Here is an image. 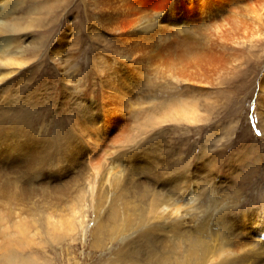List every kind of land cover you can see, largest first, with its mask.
Returning a JSON list of instances; mask_svg holds the SVG:
<instances>
[{"label": "rangeland", "instance_id": "1", "mask_svg": "<svg viewBox=\"0 0 264 264\" xmlns=\"http://www.w3.org/2000/svg\"><path fill=\"white\" fill-rule=\"evenodd\" d=\"M14 1L0 22L19 43L13 58L25 64L15 59L12 66L0 65V71L9 74L0 81V218L23 215L32 240L12 245L11 263L114 264L111 257L125 246L128 256L116 264H178L191 238L210 246L209 251L220 248L223 230L219 223L224 219L231 222L229 232H243L238 236L240 242L249 243L256 237L264 242V235L248 219L253 210H259L256 226L263 229L264 20L258 36L224 43L234 52V61L217 79L200 83L199 89L192 90L191 81L164 75L134 84L132 99L142 104L143 113L159 116V123L117 150L113 158H119L115 160L121 168L110 180L104 171L93 180L80 142V153L71 156L75 151L68 148V159L56 160L53 166L42 162L30 166L29 152L17 147L34 143L32 148L40 152L46 148L43 143H51L56 136L69 138L68 144L77 134V127H72L74 118L86 125L99 118L102 80L116 76L115 67L121 64L119 57H109L114 52L113 37L93 24L94 12L87 0ZM187 29L184 33L189 38L204 43L202 28ZM57 40L61 44L56 62L51 51ZM106 55L110 60L101 72L99 57ZM191 102L198 113L197 123L177 120L173 116L177 105ZM186 157L190 170L186 173L188 178L193 176L201 197L198 206L181 210L182 219L174 226L157 217L161 200L174 197L163 176L186 170ZM73 208L75 230H53L49 221L70 216ZM11 233L12 228L3 231L4 235ZM176 233L178 238H174ZM245 249L229 256L234 260L231 264H264V253L251 260ZM0 264H4L3 257Z\"/></svg>", "mask_w": 264, "mask_h": 264}, {"label": "bare ground", "instance_id": "2", "mask_svg": "<svg viewBox=\"0 0 264 264\" xmlns=\"http://www.w3.org/2000/svg\"><path fill=\"white\" fill-rule=\"evenodd\" d=\"M87 1L91 6V11L94 12L93 20L91 19L93 24L103 33L113 37L114 52L110 53L109 57L114 59L117 56V58L119 57L121 60L120 66L117 65L115 67L114 72L116 74L114 75L116 76H106L104 79L102 77L103 99L101 115L99 118L93 119V121L88 120L87 125L85 123H79L74 118V125H72V127H77H75L77 129V134L73 136L75 140L71 138L73 142L69 140L67 144L69 138L67 139L65 136L66 139H61L56 136L55 140L51 143H43L46 148H43L40 152L32 148L36 145L34 143L26 147H24V145L17 147V150L21 149L23 152H29V159H27L29 160L30 166H34L38 162H42L41 164L43 165L50 164L53 166L56 160L59 161L65 157L68 159V148H71V151H75L71 152V156L76 155L75 153H80V147L78 146L80 142L84 144L83 153H85L86 156L85 162L91 179L94 180L98 174L104 171L106 180H110V176L119 172L121 168L118 161L119 158L115 157V159L117 158L118 160L113 158L115 153L118 152L117 150L123 149V147L127 146L129 143L135 142L142 134L147 132L149 127L159 123L157 121L159 116L153 113H143L144 109L142 104L132 99L130 92L134 84L147 81L156 75H164L176 81H191L194 84V88H192V90H194L199 89L200 83L212 81L216 76L220 75L225 66L235 58L234 52H231L224 43L230 39H252L256 36L255 34L258 33L257 31L264 20V0H169L166 6L165 4L167 2L165 3V0ZM1 2L0 21H2L1 18H3L5 12L8 10L10 11L14 6L12 3L15 1L1 0ZM187 27L202 28L204 30L202 34H204L206 38H204L205 41L203 40L204 43H199V41L194 40L197 38H189V36L184 33ZM7 32H9V29L4 27L3 22H0V65L3 66L6 64L11 65L10 62H13L15 59L18 60L19 58H13V53L18 52L19 43ZM190 37L193 36L190 35ZM56 42L57 43L52 48L51 55L53 60L57 62L59 60L61 43L58 40ZM16 53L14 56H16ZM99 58L97 68H99V71L103 72V68H105L107 64L106 60L110 59L107 58V55ZM117 58L115 59L117 60ZM18 62L20 65L25 64V62L22 63V60H18ZM106 69L108 70V68ZM8 72H10V70ZM6 75L9 76V74L0 71V81H2ZM261 80L264 79L261 77ZM188 86L186 85L185 87ZM187 96H185V98ZM180 99H182V97ZM197 101L200 100L197 98ZM178 106L179 105H177V108L174 110L175 115H173L177 120L197 123L198 113L194 102H191V105L188 106L186 104L183 105V107ZM129 113H131V115L128 118L126 114L128 115ZM160 119L162 121L165 120L162 118ZM221 127L222 126H219L217 128ZM24 135L27 137V133ZM61 140H63V143ZM211 141L210 144L213 142ZM188 158L189 157L183 158V160H186V170H183L181 173L175 171L163 176L164 181H166L165 185L171 187L170 192L174 194V197L171 201L163 200L162 202L161 200L157 213L159 216L157 217L170 220V222H173L174 226L178 225V222L182 219L179 215L181 210L185 209L187 206H198L196 202L199 201L201 197V193L198 190L199 188L194 187L195 183L193 176L190 174L188 178V173H186L190 171L188 167L189 162L187 161ZM60 164H62V162ZM166 166L167 164L165 168ZM175 181L177 182L176 184ZM178 182L180 183L178 184ZM100 205L101 204H99V206ZM7 212L8 210L5 212L6 215ZM263 212L262 214H264ZM259 213V210H253L252 217L248 219L254 224L256 232L264 235V227L261 230L256 226L258 223L256 218ZM3 215L5 214L3 213ZM50 215L52 218L53 215ZM21 216L23 215H14V219L12 217L7 219L6 216L0 218V235L2 234L3 236L2 239H0V257L4 258V264H13L10 262L12 259H10L12 245L18 246L23 243V240H32L30 236H28V223L25 221L26 219L24 220ZM76 218L77 214L73 208L70 216L56 217V220L49 221V224L52 226L53 230H75ZM224 220L221 221V224L219 223V229L223 230V235H221L220 238V244L222 243L220 248L209 251L208 248H211L210 246L206 247L205 245L207 244L204 245V243H199L200 241L191 238L189 240V247L187 248L188 251L178 264H185L190 260L188 264H231V262L234 263V260L229 258V256H235L239 249H243L244 251V248H246V254L251 257V260L257 259L254 255L264 253L263 239L261 240L260 237H256L249 243L245 240L240 242L238 236L243 232H229L227 227H229L231 222ZM145 222L147 223V221ZM9 228H12L13 234L11 233L9 236L4 235L3 231ZM217 229L218 228L215 230L217 231ZM14 235L16 238L12 239ZM187 236L190 238L189 234H187ZM174 238H178V233H176ZM225 243H230L231 246L227 248L228 245L225 246ZM117 253L118 254H113L111 257V261L114 264L123 262L125 260L124 258L128 256L129 251L125 246H121Z\"/></svg>", "mask_w": 264, "mask_h": 264}]
</instances>
